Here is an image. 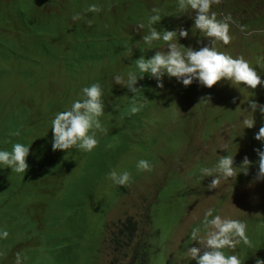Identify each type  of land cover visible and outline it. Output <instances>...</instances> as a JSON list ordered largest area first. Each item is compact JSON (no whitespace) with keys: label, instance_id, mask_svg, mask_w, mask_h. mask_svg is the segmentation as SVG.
Returning a JSON list of instances; mask_svg holds the SVG:
<instances>
[{"label":"rangeland","instance_id":"obj_1","mask_svg":"<svg viewBox=\"0 0 264 264\" xmlns=\"http://www.w3.org/2000/svg\"><path fill=\"white\" fill-rule=\"evenodd\" d=\"M18 1L39 5L36 10L42 21L41 27L47 30L44 33L49 37L42 36V40L54 53L61 50L67 55L70 45L74 47L78 43L93 46L102 50L114 69L122 67L125 72L119 74L134 70L130 66L141 56L148 59L146 55L137 53L128 59L126 52L127 48L136 47L131 40L143 42L142 36L147 34L133 24L142 0H37L45 1L43 4L30 0H0V10L13 11ZM92 1L96 4L103 2L100 13L87 11L90 4H95ZM213 10L217 12L218 19L223 17L221 14H231L239 25L244 26L242 30L233 24L229 30L230 35L240 43L239 48L235 44L217 42L214 45L217 51L232 56L236 51L241 56L245 47L257 51L260 44L264 46V0H221L213 6ZM188 12L173 14L168 20L171 27L184 28L183 24L189 22ZM74 13H80L81 19L74 21ZM131 26L136 33L130 40L124 31ZM107 27L113 34L108 32ZM7 30L8 22L0 16L2 50L11 46L16 38ZM199 33L191 36L190 42L187 38L182 39V45L189 44L188 47L194 50L211 47V38L202 33L196 37ZM17 34L19 43L25 42V35L34 36L23 29ZM53 38L61 40L53 41ZM260 58L264 62L261 54ZM254 63L260 69L263 67L260 60ZM42 66L50 71H63L61 75L66 79L70 68L75 65L70 60L57 62L48 59L42 61ZM260 76L264 80V72ZM63 78L56 83L57 92L64 88ZM143 78L150 84L146 98L154 94V102L145 112L142 111V114H148V121L144 122L141 115L140 118L135 115L137 121L144 122L142 132L122 128L114 139L108 138L89 157L75 150L69 154L63 152L59 157L60 177L51 179L49 189L41 190V186H35V178H40V172L36 177H30L32 172L29 169L24 177L18 174L17 182L22 189L13 186L14 180L0 176V228L9 233L6 239L0 240V264H15L18 253L22 264H130L133 254L145 239L144 250L149 253L147 264H196L185 253L188 247H199L198 242L192 241L191 231L201 225L209 209L213 215L246 222L253 247L241 244L235 250L243 264H255L257 257L264 260V179H256L259 157L255 151L260 148L261 142L255 139L257 132L252 133L254 127L248 128V133H245L247 128H244L243 119L239 118H250V114L244 112L251 111L246 105L250 95L246 89L242 95L239 85H232L226 80L207 88L197 81L184 86L176 78L165 76L163 88H158L154 78L147 74ZM46 87L51 89L52 83H46ZM249 91L254 96L259 93L258 88ZM253 101L258 103L256 98ZM113 102L110 100L111 104ZM158 115H161L160 119ZM101 120L103 122V117ZM243 135L246 139L250 137L247 146L238 144L237 140ZM106 136L99 135L101 138ZM159 137H162L161 141ZM224 143H227L228 151L219 148ZM228 154L234 156V167H240L247 157L250 164L248 172H241L210 190L208 185L213 177H202L200 169L213 167L218 157ZM56 158L57 153L54 152L48 160L52 162ZM141 158L149 160L152 169L158 167L160 171L165 170L163 174L155 175L159 179L163 177L159 184L145 183L144 189L152 195L151 199H144L148 216L145 217L146 210L141 201L147 193L142 189L132 200L124 199L113 209L108 218L110 222L106 235L104 220L92 221L88 208L79 209L74 204L90 200L101 184L118 192L129 188L113 185L107 179V173L110 170H128L131 163L136 166ZM170 162L177 164L178 169L168 171ZM68 163L72 166L67 167ZM145 178H149V172ZM134 181L133 177L131 182ZM244 181L252 182L242 185ZM48 192L51 193L45 194ZM197 211H202L199 216H196ZM128 218L137 222L138 229L131 242L123 237L128 244L121 250L116 242L117 226Z\"/></svg>","mask_w":264,"mask_h":264},{"label":"clouds","instance_id":"obj_2","mask_svg":"<svg viewBox=\"0 0 264 264\" xmlns=\"http://www.w3.org/2000/svg\"><path fill=\"white\" fill-rule=\"evenodd\" d=\"M176 1L177 7L173 8L171 0H142L137 20L133 24H136L139 29H144L147 34L142 36V42L131 40V37L136 33L132 26L124 31L131 43L136 46L127 48L126 52L129 56L128 59H131L133 53L146 56L154 55L149 56L150 58L147 56L148 59L141 56L130 66L134 70L121 74L119 72H125L122 67L114 69L102 50L93 46L80 43L74 47L70 45L71 54L64 55L61 50L54 53L49 44L42 40L41 34H32L33 37L25 35V42L19 43L17 31L22 29L21 24L17 20L8 22L7 32L16 38L11 42V46L4 50L0 47V176L2 178L8 177L14 180L13 186L22 189L20 183L17 182L18 174H22L24 177L29 169L32 172L30 177L39 172L41 175L42 160L49 161L48 158L54 152L57 153V158L53 161L55 164H60L59 157L63 152L69 154L70 151L75 150L83 152V156L89 157L99 143V135H107V131H110L108 129L113 130V139L122 128L130 131L143 129L144 122L146 119L148 121V114L141 115L143 123L140 121L136 123L134 115L111 121L112 128L105 126L101 117L105 116V100L111 106H122L129 100L130 114L141 112L144 105H147L148 108L152 106L153 103L148 102L151 99L146 100L144 97L143 100L138 99L142 94V88L140 89L137 83L138 79H144L143 77L147 74L156 80L158 88H163V79L167 76L176 78L184 86H189L193 81H197L202 86L212 88L217 82L226 80L230 81L232 85H239L242 95L246 89L247 94L250 95V101L246 105H249L251 111L245 110L244 112L250 114V118L242 116L239 118L243 119L244 128H247V130L243 128L245 133H248V128L252 127H254L252 133L257 132L255 139L261 142V146L255 150L259 157V171L256 179H264V80L260 76L261 72H264V62L260 58V54L264 58L262 50L264 46L260 44V50L257 51L245 47L241 56L237 55L236 51L233 56L217 51L214 47L217 42H222L224 45L235 44L239 48L240 43H237L235 38L230 35L229 30L233 24L241 27L242 30L244 26L239 25L231 14H221L223 17L217 18V12L213 10V6L218 5L221 0ZM44 2L38 1L41 4ZM242 2L246 4L245 1ZM25 3L26 1H18L16 8L20 10ZM102 4V1L90 4L87 11L98 14L102 11ZM78 7L79 5L75 10ZM187 11H189V22L183 24L184 28H172L168 21L171 16ZM4 12L9 13L8 11ZM72 19L74 21L81 19V14L74 13ZM107 30L112 33L109 27ZM237 31L239 32V29ZM25 32L28 33L26 30ZM197 32L200 33L196 37L202 33L211 38L209 40L212 46L194 50L188 47L189 44L182 45V39L187 38L190 42L191 36ZM16 52L20 54L19 57L15 54ZM88 56H93V58L87 59ZM48 59H54L57 62L70 60L75 66L70 68V74L64 79L61 75L63 71H50L42 66V61ZM255 60L261 61L263 66L261 69L255 65ZM29 68L37 73L33 79L24 78L28 76L24 70ZM9 73H11V77H9ZM60 78H63L64 88L61 92H57L56 83ZM14 80H16V84ZM176 80L174 79V81ZM48 82L52 83L51 89L46 87ZM193 86L196 87V85ZM68 88L80 92L79 98L75 96V100H65L61 103L58 96L63 95ZM104 88L110 91L114 89L115 93L110 92L114 98L108 96L104 99ZM256 88L259 89V93L254 96L249 89ZM254 98L258 103L253 101ZM110 100H114V102L111 104ZM257 110L259 112L253 116ZM158 116L160 119L161 115ZM135 123L136 125L133 126ZM104 139L106 137H103L101 142ZM150 140L157 143L154 139L150 138ZM161 140L162 137H159V141ZM237 141L240 146L241 144L247 146L251 140L250 137L246 139L243 135ZM219 148L228 151L227 143ZM133 163L130 164L128 170H110L107 173V179L113 185L122 188L130 186L129 188L118 192L111 186L112 191L108 185L101 184L90 200L74 204L79 209L88 208L89 213L93 216L89 217L92 221L104 220L107 226L106 235L108 222H110L109 215L117 204L124 199L132 200L136 193L145 188V183L157 185L163 178L159 179L155 175L163 174L165 170L160 171L158 167L152 169L153 166L149 160L141 158L136 162V166H133ZM233 165L234 156L228 154L218 157L213 167H202L200 169L202 177H213L208 188L210 190L217 188L222 181L235 178L241 172L247 174L250 166L247 157L244 158L240 167ZM66 166L71 167L72 164L68 163ZM171 168L177 170V164L173 165L170 162L168 171ZM238 169L239 171H237ZM147 172H149V178H145ZM57 176L60 177L58 169L51 177L53 179ZM133 177L135 181L131 182ZM248 182L244 181L241 184ZM144 191L147 194L145 198H141V201L146 210L144 199H151L152 195L148 194V189H144ZM201 212L197 211L196 216H199ZM146 216H148L147 210ZM128 221L134 223L132 237L128 231L121 232V229H124V224H127ZM148 223L151 225L149 217ZM247 228L246 222L219 214L213 215L212 210L209 209L205 212L201 225L194 227L191 231V239L193 242H198L199 247H188L185 254L191 260H195L196 264H243L239 255L235 254V250L237 245L241 244L248 248L253 247ZM117 229L119 232L116 242L122 250L123 246L128 244L123 237L131 242L137 233L138 225L132 218H128L118 225ZM8 235L6 229L0 228V240L6 239ZM145 246L146 239L144 244L136 250L137 259H135L136 254H133L130 264H147L149 253L144 250ZM15 264H22V257L19 253L16 256ZM255 264H264V260L257 257Z\"/></svg>","mask_w":264,"mask_h":264},{"label":"trees","instance_id":"obj_3","mask_svg":"<svg viewBox=\"0 0 264 264\" xmlns=\"http://www.w3.org/2000/svg\"><path fill=\"white\" fill-rule=\"evenodd\" d=\"M30 1L38 3L37 0H30ZM171 1H172L171 7H173V8L177 7V1L176 0H171ZM37 7H38V5L35 6L34 4L26 1V3L23 5V7L20 10H18V8H15L13 11H8L9 13H5L4 11L0 10V16L3 17V19H5L7 22H10V21L14 22L15 20H17V22L21 24V28L23 29L24 32L26 30L28 33L35 34V35L41 34L42 36H46V38H49L48 34L44 33V32H47V30H44L41 27L42 21H41V18L39 17V15L37 13V10L35 9ZM169 7H170V5H169ZM17 29H19V28H17ZM17 29H15V30H17ZM55 40L60 41L61 38H53V41H55ZM10 48H12V47H10ZM76 50H78V48H76ZM15 54L17 55V57L20 56V54L18 52H16ZM153 55L154 54H152L151 56H153ZM147 56L149 57L150 54ZM89 58H93V56L92 57L88 56L87 59H89ZM24 72L28 75L24 78L33 79L34 75L37 76V73L32 68L25 69ZM9 77H11V73H9ZM14 81L16 84V80H14ZM137 83H138L140 89L142 88L141 89L142 94H141V96L138 97V99L143 100V97L146 98V93H147L146 90L150 84L148 83V81L146 79H138ZM72 92H74V93H72ZM110 92L115 93L116 91L114 89H112L110 91L109 89L104 88V99L108 96L112 97ZM79 94H80V92H76V91L72 90L71 88H68L67 91L63 95H61L60 97L58 95L57 96H58L60 102L63 103L65 100H67V101L75 100L76 99L75 96H78V98H79ZM72 96H74V97H72ZM153 97H154V94L147 97L146 100L151 99V104H152L154 102ZM112 98H114V97H112ZM115 100H118V99L115 98ZM129 103H130L129 100H127V102L122 106H117V105L111 106L105 100V116H103L104 125L107 126L108 128H112L113 123L111 121H116V120L123 118L124 116H129V115H134V117L136 118V123H137L139 121V119L137 121L136 116H138L140 118L141 117L140 115H142V111L145 112L147 110L148 106L144 105V108L141 112H138L136 114H130ZM136 123L133 126H135ZM108 130H110V131H107L106 139H104L101 142L102 138L99 137V143L97 146H102L108 138H111L112 136H114L113 130L112 129H108ZM37 164H39V163H37ZM41 166L43 167L42 174L40 175V178H38V179L35 178V186H41V190H42V189L48 188V185L52 179L51 175L60 167V164H55L53 161L49 162V161L45 160V161H42ZM95 170L96 169H94V172H95ZM34 177H36V175ZM99 183L100 182H97V184H99ZM94 194H95V192H94ZM123 227H124V229H121L122 233L128 231L130 233L131 237L134 235V228L135 227H134V223L132 221H128V223L124 224Z\"/></svg>","mask_w":264,"mask_h":264}]
</instances>
